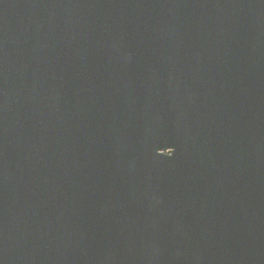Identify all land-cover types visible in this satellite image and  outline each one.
I'll return each mask as SVG.
<instances>
[{
	"label": "water",
	"instance_id": "water-1",
	"mask_svg": "<svg viewBox=\"0 0 264 264\" xmlns=\"http://www.w3.org/2000/svg\"><path fill=\"white\" fill-rule=\"evenodd\" d=\"M0 264H264V0H0Z\"/></svg>",
	"mask_w": 264,
	"mask_h": 264
}]
</instances>
